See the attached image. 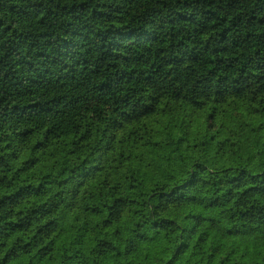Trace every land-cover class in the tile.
Masks as SVG:
<instances>
[{
	"label": "trees",
	"instance_id": "obj_1",
	"mask_svg": "<svg viewBox=\"0 0 264 264\" xmlns=\"http://www.w3.org/2000/svg\"><path fill=\"white\" fill-rule=\"evenodd\" d=\"M0 264H264V0H0Z\"/></svg>",
	"mask_w": 264,
	"mask_h": 264
}]
</instances>
